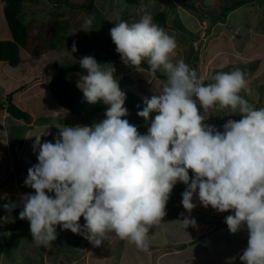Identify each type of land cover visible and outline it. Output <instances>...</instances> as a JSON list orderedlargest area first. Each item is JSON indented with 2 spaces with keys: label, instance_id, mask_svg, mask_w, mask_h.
<instances>
[{
  "label": "clouds",
  "instance_id": "clouds-1",
  "mask_svg": "<svg viewBox=\"0 0 264 264\" xmlns=\"http://www.w3.org/2000/svg\"><path fill=\"white\" fill-rule=\"evenodd\" d=\"M92 26L93 18H86L81 30ZM110 37L124 64L138 69L146 62L153 75L165 77L137 112L150 126L141 134L124 118L127 96L114 65L83 56L79 67L85 74H79L77 87L89 105H108L106 118L91 126L64 125L54 142L35 136L38 163L24 181L34 194L21 197L19 212L33 242L51 248L59 226L96 247L114 234L147 252L150 230L166 216L179 182L186 186L181 203L188 215L179 220L184 229L196 227L191 216L196 196L205 208L231 213L224 221L230 233L246 227L241 264H264V107H253L240 94L248 87L245 72L237 68L209 78L183 59L173 62L176 38L151 13L133 23L119 21ZM76 51L73 42L66 55ZM225 109L241 118L227 120L222 131L205 123V113ZM2 207L8 215L0 220L14 223L11 213L18 204Z\"/></svg>",
  "mask_w": 264,
  "mask_h": 264
},
{
  "label": "rangeland",
  "instance_id": "rangeland-1",
  "mask_svg": "<svg viewBox=\"0 0 264 264\" xmlns=\"http://www.w3.org/2000/svg\"><path fill=\"white\" fill-rule=\"evenodd\" d=\"M66 1L67 3L47 0L23 2L19 17L27 25L29 34L27 46L21 50L20 61L15 67L0 63V84L2 89L5 88L4 96L0 90V104H2L0 122L3 126V131L0 128V182L12 178L8 166V161L11 162L9 165H12V157L16 158L13 162L16 166L11 167L14 168V174H17L20 168L28 170L36 161V164L38 163L32 155L31 145L35 140L33 137L38 134L37 132L42 131L33 132L35 129L31 121L37 117L36 113L41 111L51 96L45 89V83L53 74L55 61L71 63L79 61L86 55L103 58L113 56L110 62L114 65L115 76L127 96L125 107L129 115L124 118L136 125L141 134L147 132L150 125L144 118L139 117L137 112L144 107L142 98L151 97L155 89L161 87L165 77L161 72L158 73L162 77H154L147 70L124 64L115 51L116 46L110 37V29L114 24L121 20L128 23L136 22L145 13H151L152 16L159 11L167 13L165 31L176 38L178 45L172 54L173 62L183 59L197 71L198 75L209 78L218 72H230L239 68L245 72L248 80L247 89L240 94L253 107H264V0H244L246 3L243 5L225 12L223 21L215 18L222 16L223 7L230 6L234 0H138L137 4H130L127 0H93L92 9H88L85 5L89 0ZM187 4L193 5L195 10L189 8ZM3 6L4 2L0 0V40H9L11 33L4 18ZM89 17L93 18V26L90 32H85L81 27ZM73 42L76 43L77 51L72 54L73 57H70L66 55V51L67 49L71 51ZM78 80V73L69 75L72 84L77 85ZM208 82L211 80H206V83ZM10 94L11 102L27 114V120L17 119L6 111L9 105L6 96ZM56 105L58 107L56 112L54 111L55 115L42 114L35 118L36 125H58L51 128L52 131L49 128L44 129L45 132H54L55 135H58L59 128L64 126L61 124L63 122L65 126H91L93 122L102 121L106 118L105 112L108 107L104 104L99 113L84 117L68 112L57 103ZM155 115L156 113L150 114V118H154ZM205 117L207 119L205 123L214 125L221 131L222 125L227 120L241 118L239 115H230L227 109L205 113ZM42 139L41 137L43 142ZM6 149L9 154L8 159ZM36 152L38 153L37 150ZM189 176H193L191 170ZM13 188L7 190L4 196L0 195L2 204L9 201L16 202L20 194L15 191V185ZM185 188L186 186L180 183L177 193L182 194ZM49 195L53 194L49 193ZM193 200L199 202L196 196ZM199 207L200 212L196 211V213L205 220L213 221L215 227L226 225L225 217L231 214L218 213L211 206L205 208L200 202ZM2 225L4 228L2 229L0 225V247L5 241L7 244L4 255L1 254L9 255V249L12 248V261L16 260L15 264H20L22 260L28 262L30 250H18L23 243L20 240V232L23 229L19 230L16 222L2 221ZM206 228L209 226L207 225ZM202 231H204L202 233L206 232L205 229ZM220 234L227 238L233 236L231 242L237 249L233 251L234 253L247 245L246 227L235 234L230 233L229 230H224ZM228 242L230 243L229 239ZM69 244L73 245V242ZM69 244L66 248L71 251ZM14 246L17 249H14ZM23 246L27 247L28 244ZM0 262H3V257H0ZM8 263L11 264L10 261Z\"/></svg>",
  "mask_w": 264,
  "mask_h": 264
},
{
  "label": "crops",
  "instance_id": "crops-1",
  "mask_svg": "<svg viewBox=\"0 0 264 264\" xmlns=\"http://www.w3.org/2000/svg\"><path fill=\"white\" fill-rule=\"evenodd\" d=\"M45 89L48 90V81L45 83ZM0 90L4 96L5 88L2 89L1 84ZM55 102L56 101H54L53 98L51 99L50 96L41 111L36 113L38 114L37 117L42 114L48 116L55 115L54 111L58 107L56 105L57 102ZM38 105L39 104L37 103V106ZM35 118L31 121L33 123L31 125L35 129L33 132L38 130L42 131L37 132L38 134L36 136H41L43 142H54V138L58 135H55L54 132L47 133L44 129L49 128L51 130V128H55L58 125H36L37 122L35 121ZM61 124L65 125V122ZM0 128H2L3 131L1 122ZM34 138L35 137H33V140ZM43 142L41 141V143ZM34 143L35 140L31 145L32 151L35 152H32V155L37 160L38 153L33 148ZM8 155L7 151V159ZM14 160H16V158L12 157V165H9L11 162L8 161L9 171L12 172V178L0 182V195L4 196V194H7V190H13V185H15V191H17V194H20L16 200L18 207L12 211L11 217H15L16 227L19 230L23 229L20 232V240L23 243L22 246L18 247V250H30V258H27L28 262L22 260V262L20 261V264H241L239 256L247 245H245L239 252L234 253L233 251H237V249L234 248L235 246L231 242L233 236L231 235L229 238L226 236H220V233H223L224 230L228 231V227L225 224L215 227L213 221L201 218L196 213V211L200 212L199 202L196 203L195 200H193L197 206L191 213V216L196 220V227H189L187 229L183 228L179 220L183 219V216L181 215L182 213L184 216H187L188 213L185 211L181 203L182 194L177 193L180 183H177L174 186L170 195V199L166 206V216L163 217L158 225L150 230V246L147 252L138 250L135 245L120 240L115 237L114 234H111L109 239L105 240L101 246L96 247L85 239L84 235L74 234L70 230H61L59 226H57V239L53 242L51 248L38 246L33 242L29 222L27 220L19 219V212L22 210L21 197L28 193L34 194V190L24 184L28 175L27 168H20V171L17 172V174L13 173L14 168L11 167L16 166L13 164ZM36 162L32 167L36 165ZM2 205V202H0V217L8 215ZM84 223L85 221L83 217H81L80 224L83 225ZM0 225L3 229L4 226L2 225V220H0ZM207 225L209 228H206ZM203 229L206 230L205 233H202L204 232L202 231ZM68 239L73 242V245L69 244L71 241H68ZM228 239L230 240V243L228 242ZM6 244L5 241L0 247V257H3V262H0V264H9L8 261L13 264L16 260L12 261V248L9 249V255L5 253L6 255L3 256ZM26 244H28L27 247L23 246ZM68 244L72 249L71 251L66 248ZM15 248L17 249L16 246H14V249ZM29 259L31 260L29 261Z\"/></svg>",
  "mask_w": 264,
  "mask_h": 264
},
{
  "label": "trees",
  "instance_id": "trees-1",
  "mask_svg": "<svg viewBox=\"0 0 264 264\" xmlns=\"http://www.w3.org/2000/svg\"><path fill=\"white\" fill-rule=\"evenodd\" d=\"M4 2L3 14L7 22L8 29L10 30L11 37L9 40H0V63H7L9 66L15 67L20 61L21 50L27 46L28 30L22 18L19 17L21 12L22 3L27 0H2ZM36 1V0H28ZM54 3H67L66 0H47ZM92 1L89 0L86 3L88 9H92ZM130 4H137L138 0H127ZM246 3L244 0H234L230 6L223 7L222 16L215 18L223 21L225 12L233 10ZM84 6V5H83ZM189 8L195 10V7L191 4H187ZM222 10V5H220ZM166 12L159 11L154 14L153 19L158 25L166 29ZM212 19V20H215ZM100 63H109L113 56L103 58L100 56H94ZM140 68L149 70L147 63H143ZM71 73L85 74L83 69L79 67V61L71 63H65L63 61H55L53 63V74L48 79V90L51 97L57 102L59 106L66 109L68 112L77 116H87L99 113L104 104L102 102L89 105L83 98L82 91L77 85L72 84L69 81V75ZM154 77H162L158 72ZM9 101V105L6 111L17 119L27 120V114L18 109L11 102V94L6 96V101ZM2 106V104H0Z\"/></svg>",
  "mask_w": 264,
  "mask_h": 264
}]
</instances>
